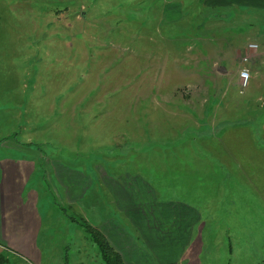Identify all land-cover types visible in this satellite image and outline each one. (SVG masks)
Returning a JSON list of instances; mask_svg holds the SVG:
<instances>
[{
    "label": "rangeland",
    "instance_id": "374dc122",
    "mask_svg": "<svg viewBox=\"0 0 264 264\" xmlns=\"http://www.w3.org/2000/svg\"><path fill=\"white\" fill-rule=\"evenodd\" d=\"M167 3L177 7L169 24ZM259 3L0 0V153L39 157L25 189L43 187L34 189L40 220L28 253L0 235V264H103L87 229L109 222L151 253L112 207V185L156 207L192 208L209 250L237 246L264 264ZM55 162L85 190L78 203L44 182Z\"/></svg>",
    "mask_w": 264,
    "mask_h": 264
},
{
    "label": "crops",
    "instance_id": "0c3cea01",
    "mask_svg": "<svg viewBox=\"0 0 264 264\" xmlns=\"http://www.w3.org/2000/svg\"><path fill=\"white\" fill-rule=\"evenodd\" d=\"M207 2L216 1L219 3H236V4H255L261 5L260 0H206ZM176 6L170 3L166 4V10H163L162 16L167 19V24L176 10ZM176 17V14L174 15ZM0 144V151L5 149L6 141ZM16 146V147H15ZM13 148L25 150L14 145ZM9 150V149H8ZM0 235L1 239L9 246L10 249L28 253L29 242L32 240V231L37 227V221L40 217H36L33 205L38 200V194L34 189H42V185L30 186L28 191L25 189L29 180L35 172L36 163L39 157L34 156L28 159H12L0 153ZM3 156V157H2ZM63 179H61L58 174ZM69 172L73 170L59 164L54 163L53 177L52 173H46V183L51 189L56 191L58 200L60 198L67 203H78L84 196V189H74L71 184V175ZM116 185H112L109 193L112 195V207L115 208L130 223L136 226L137 232L141 233L146 242V250L151 253L140 251L137 245L135 248L127 242H132L123 232H116L114 227L106 223L98 232L107 241L109 246L120 256L122 264H250V254L242 253L243 250L237 251V246H232L230 250L220 253L209 250V238L202 239L199 236L204 222H200V216L192 208L176 206L166 208L168 204H158L157 208L152 202L137 200L136 195L138 189H113ZM32 187V188H31ZM27 191V193H25ZM134 195V202L132 197ZM61 196V197H60ZM122 204V205H121ZM158 211H164L159 213ZM163 214L165 217L160 219L158 215ZM159 218V219H158ZM100 225V226H101ZM116 226V225H115ZM196 228V232H195ZM198 230V231H197ZM231 236L229 241L231 242ZM24 243L28 247L24 249ZM135 253H130V251ZM147 259L138 262L137 259L142 256ZM139 256V257H138ZM152 257V258H151ZM239 258V259H238ZM225 259V260H224ZM238 259V261H237ZM244 262V263H243Z\"/></svg>",
    "mask_w": 264,
    "mask_h": 264
},
{
    "label": "trees",
    "instance_id": "16d2710c",
    "mask_svg": "<svg viewBox=\"0 0 264 264\" xmlns=\"http://www.w3.org/2000/svg\"><path fill=\"white\" fill-rule=\"evenodd\" d=\"M92 242L96 245L103 264H122L120 256L105 241L103 236L95 228L87 229Z\"/></svg>",
    "mask_w": 264,
    "mask_h": 264
},
{
    "label": "built area",
    "instance_id": "2783aa9c",
    "mask_svg": "<svg viewBox=\"0 0 264 264\" xmlns=\"http://www.w3.org/2000/svg\"><path fill=\"white\" fill-rule=\"evenodd\" d=\"M238 80L240 81L241 86L244 87L248 80V72L244 69L240 70L238 72Z\"/></svg>",
    "mask_w": 264,
    "mask_h": 264
},
{
    "label": "water",
    "instance_id": "95a60500",
    "mask_svg": "<svg viewBox=\"0 0 264 264\" xmlns=\"http://www.w3.org/2000/svg\"><path fill=\"white\" fill-rule=\"evenodd\" d=\"M216 71H217L218 73H220V74H223V73L225 72V70H224L223 68H221V67H217V68H216Z\"/></svg>",
    "mask_w": 264,
    "mask_h": 264
}]
</instances>
